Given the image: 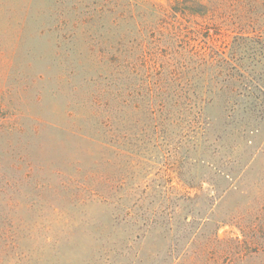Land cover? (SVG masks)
Here are the masks:
<instances>
[{"label":"rangeland","instance_id":"rangeland-1","mask_svg":"<svg viewBox=\"0 0 264 264\" xmlns=\"http://www.w3.org/2000/svg\"><path fill=\"white\" fill-rule=\"evenodd\" d=\"M53 7L0 0V264H264V112L242 134L211 65L233 33L121 77Z\"/></svg>","mask_w":264,"mask_h":264},{"label":"trees","instance_id":"trees-1","mask_svg":"<svg viewBox=\"0 0 264 264\" xmlns=\"http://www.w3.org/2000/svg\"><path fill=\"white\" fill-rule=\"evenodd\" d=\"M53 4L52 28L59 32L68 27L72 36L78 30L87 34L89 49L100 54L97 61L118 67L121 77H128L140 65L146 69L170 66L186 52L212 63L205 59L208 45H202L207 42L200 37L209 38L211 28L233 33L228 57L227 45L212 49L216 57L211 65L227 70L225 105L249 119L239 127L242 134L251 126L250 118L264 112V101L259 97L264 94V40L255 29L264 19L260 0H53ZM247 53L254 60L251 68L231 65V57L242 60ZM237 89L246 91L245 99H233Z\"/></svg>","mask_w":264,"mask_h":264}]
</instances>
